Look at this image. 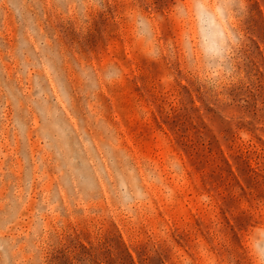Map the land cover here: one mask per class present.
I'll list each match as a JSON object with an SVG mask.
<instances>
[{
	"label": "rangeland",
	"instance_id": "1",
	"mask_svg": "<svg viewBox=\"0 0 264 264\" xmlns=\"http://www.w3.org/2000/svg\"><path fill=\"white\" fill-rule=\"evenodd\" d=\"M136 2L163 16L173 0ZM187 2L193 42L214 39L211 31L201 34L197 0ZM121 7L114 0L83 32L49 19L46 35L69 59L123 70L122 82L101 93V108L116 147L154 183L128 212L105 199L41 246L27 241L22 257L30 255V264H248L242 234L264 213V0H244L236 79L219 91L175 52L155 61L143 56L119 18ZM40 14L39 0L0 7V49ZM159 32L165 42L175 38L167 19Z\"/></svg>",
	"mask_w": 264,
	"mask_h": 264
},
{
	"label": "clouds",
	"instance_id": "2",
	"mask_svg": "<svg viewBox=\"0 0 264 264\" xmlns=\"http://www.w3.org/2000/svg\"><path fill=\"white\" fill-rule=\"evenodd\" d=\"M129 38L149 60L175 52L208 87L234 82L235 56L243 34L238 16L244 0H197L192 5L201 34L188 32L187 0H173L163 16L136 0H115ZM20 6L28 0H17ZM41 14L0 49V264H25L27 241L41 246L69 223L87 218L105 199L128 212L144 199L154 178L138 171L116 147L115 130L104 118L100 95L123 80L115 64L69 59L46 35V21H68L86 31L114 0H39ZM12 0H0L9 8ZM167 19L174 40L163 41ZM83 109V112L81 111ZM5 161H8L5 166ZM83 213V215H81ZM23 237L25 244L17 243ZM248 264H264V213L242 234Z\"/></svg>",
	"mask_w": 264,
	"mask_h": 264
}]
</instances>
